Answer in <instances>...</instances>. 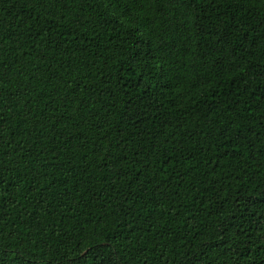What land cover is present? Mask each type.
I'll return each instance as SVG.
<instances>
[{
	"label": "trees",
	"instance_id": "trees-1",
	"mask_svg": "<svg viewBox=\"0 0 264 264\" xmlns=\"http://www.w3.org/2000/svg\"><path fill=\"white\" fill-rule=\"evenodd\" d=\"M264 264V0H0V264Z\"/></svg>",
	"mask_w": 264,
	"mask_h": 264
},
{
	"label": "snow or ice",
	"instance_id": "snow-or-ice-1",
	"mask_svg": "<svg viewBox=\"0 0 264 264\" xmlns=\"http://www.w3.org/2000/svg\"><path fill=\"white\" fill-rule=\"evenodd\" d=\"M192 264H195V262L193 261Z\"/></svg>",
	"mask_w": 264,
	"mask_h": 264
}]
</instances>
